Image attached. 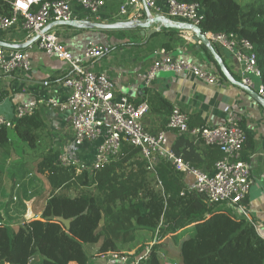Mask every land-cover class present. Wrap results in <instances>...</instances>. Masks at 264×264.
Instances as JSON below:
<instances>
[{"label": "trees", "instance_id": "1", "mask_svg": "<svg viewBox=\"0 0 264 264\" xmlns=\"http://www.w3.org/2000/svg\"><path fill=\"white\" fill-rule=\"evenodd\" d=\"M178 1L203 7L204 33H234L250 40L264 83V0ZM12 10V0H0V16L11 15ZM211 46L220 54L217 45ZM209 54L217 62L211 48ZM149 101L152 109L170 116L173 106L165 99L155 105ZM12 119L14 127H0V196H5L4 175L13 181L28 176L24 171L28 162L12 171L5 163L17 151L37 159L32 168L46 178L49 195L40 217L23 219L18 227L6 220L5 208L12 197L4 211L0 208V264H95L98 253L127 252L156 236L160 242L152 247L150 264H164L166 259L176 264H264V236L255 224L189 189L185 174L176 172L170 160L150 168L141 148L123 139L109 162L77 172L59 164L60 151L47 142L46 124L38 111ZM205 126L197 115L189 117L191 129ZM222 157L218 146H208V169L213 170ZM21 191L28 197L27 186ZM30 199L19 204L25 212ZM63 219L70 221L69 227ZM190 227L196 229L185 236Z\"/></svg>", "mask_w": 264, "mask_h": 264}, {"label": "built area", "instance_id": "2", "mask_svg": "<svg viewBox=\"0 0 264 264\" xmlns=\"http://www.w3.org/2000/svg\"><path fill=\"white\" fill-rule=\"evenodd\" d=\"M12 6L11 15L0 16V32L19 25L29 36L39 35V39L26 49L0 47V73L11 74L17 70L30 72L32 48L65 61L70 70L64 85L70 92L64 100L49 99L46 104L68 113L75 147L99 142L91 161L78 158L77 161L75 149H65L60 152V165L74 167L77 172L98 169L119 152L122 140L126 139L141 148L150 168L163 160H170L176 172L194 178L192 189L204 195L208 203L231 208L234 216L253 222L246 205L252 183V169L249 161L243 157L247 134L242 126L240 111L227 106L224 109V121L220 124L191 129L189 115L180 106L173 107L168 127L192 133L206 146L216 145L223 153L213 170H203L168 150L166 130L154 131L145 125L144 118L151 110L148 101L134 102L118 92L117 84L110 74L87 69V62L110 53V45L89 40L83 54L75 56L58 31L47 29L52 22L72 21L78 25H88L92 18L101 17L106 8V0H12ZM150 11L170 20H185L198 26L204 19V9L200 4L181 3L178 0H124L119 15L124 16L128 23L137 24ZM185 32L184 35L191 39L194 33L188 30ZM204 34L210 42L237 59L240 64V82L264 97L263 72L258 65L253 43L234 33ZM155 55L152 68L145 74H139L146 84L155 79L159 72L188 73L212 85L220 84L224 78L222 73L213 72L187 57L171 56L164 48L155 50ZM38 102L29 99L19 103L15 117L33 114L38 108ZM14 124L13 119L0 114V127L12 128ZM158 242L160 240L156 236L141 252L98 253L97 258L105 264H150L152 247ZM164 264L176 263L166 259Z\"/></svg>", "mask_w": 264, "mask_h": 264}, {"label": "crops", "instance_id": "3", "mask_svg": "<svg viewBox=\"0 0 264 264\" xmlns=\"http://www.w3.org/2000/svg\"><path fill=\"white\" fill-rule=\"evenodd\" d=\"M123 2L106 0V8L101 17L92 18L88 25L52 22L47 29L58 31L75 56L83 54L89 40L110 45V53L87 62L86 67L90 71L110 74L117 84L118 92L136 103L148 101L150 104L151 98L155 105L158 99L163 98L173 107L180 106L189 117L197 115L208 126L224 121V109L227 106L240 111L242 126L247 134L246 157L252 169V183L246 205L253 223L264 236V105L235 82L240 81L239 62L218 47L219 56L235 81L224 77L220 84L212 85L188 73L159 72L155 79L146 84L139 74H145L152 68L156 58L155 50L161 48L173 57H187L213 72L221 71L209 54L210 47L195 42L193 35L191 39L186 37L185 30L168 28L161 23H153L147 28L145 24L148 20L157 15L154 11L144 14L137 24L128 23L124 16L119 15ZM172 21L187 23L185 20ZM33 39L16 25L9 31L0 32V47L26 49ZM163 43L169 44V47H164ZM31 53L30 72L17 70L11 74L0 73V114L12 119L19 103L29 99L39 101L36 111L46 124L47 140H51L53 147L56 146L59 151L75 149L79 160L91 161L99 142L75 147L68 113L46 104L49 99L64 100L68 96L70 90L64 85V76L70 70L68 64L55 55L38 52L34 48ZM168 117V114L151 108L144 123L154 131L166 130L168 150L203 170H209L208 146L192 133L168 127ZM185 177L188 187L192 189L194 178L187 174Z\"/></svg>", "mask_w": 264, "mask_h": 264}, {"label": "rangeland", "instance_id": "4", "mask_svg": "<svg viewBox=\"0 0 264 264\" xmlns=\"http://www.w3.org/2000/svg\"><path fill=\"white\" fill-rule=\"evenodd\" d=\"M239 1L243 3L248 0H239ZM47 142L49 143V145L53 146L50 139L47 140ZM54 148H56V146ZM17 152H14L13 156L5 158L4 159L5 163L7 167L9 168V171H12L15 169L19 170L18 167L20 166L21 162H28L27 164L25 163V168H24V171L28 176L26 175L27 178H25V180H21L19 177H17V179L13 181L8 177L7 174L4 175L3 189L5 190V196H2V197L0 196V208L1 209L5 207V205L7 204L9 200V197H12L13 201L8 203V206L5 208V210L7 211L6 212L7 222L12 224L14 227L19 226L20 221L24 219L25 214H26L25 209L19 206V204H21V201L31 198L30 199L31 206H32L33 212L36 217L37 215L41 214L43 206L49 195V186H48L46 178L44 176L36 174L34 169L32 168L33 166H35L37 159L35 160L34 158L30 157V155L21 154ZM60 152H62V150H60ZM76 160L78 161L77 157H76ZM30 169H32V172H30ZM28 172L30 173L28 174ZM13 185L16 186V188H13L12 187ZM17 185H20L21 187L17 189ZM23 186L25 187L27 186V189L29 192L28 197H22L21 189L23 188ZM15 197L17 198L16 200H14ZM195 229H196L195 227H190L186 229V231L183 232V234L185 236L190 235L192 232L195 231ZM0 238H1V232H0ZM149 242L150 241H147L144 243L142 241L137 245V247H135V249L130 250V251L141 252L143 247ZM130 251H127V252H130ZM90 252L92 254L94 253L95 255V251H93V249L90 250ZM94 263L95 264H105V262H103L101 259L97 257H94Z\"/></svg>", "mask_w": 264, "mask_h": 264}, {"label": "water", "instance_id": "5", "mask_svg": "<svg viewBox=\"0 0 264 264\" xmlns=\"http://www.w3.org/2000/svg\"><path fill=\"white\" fill-rule=\"evenodd\" d=\"M153 23L156 24H164L166 27L168 28H177V29H182V30H188V31H192L193 34V39L195 42H199L201 41L203 44H205L206 46H209L218 62V64L221 67L222 72L225 74V76L231 80V81H235L233 80L230 75L229 72L225 66V64L223 63L222 59L220 58L219 54L213 49V47L210 44V40L209 38L204 34L203 30L201 29L200 26L198 25H193L190 23H182V22H175L172 21L168 18H166L163 15H159L157 14L154 18H150L148 20V22L145 24V26L147 28H150L152 26ZM62 24H68V25H78L72 21H68V22H62ZM142 26H144L142 24ZM154 32V30H153ZM143 35L145 34V32L143 31L142 33ZM39 39V35H35L34 39L32 40V42L30 44L35 43L37 40ZM243 90H245L248 94H250L251 96H253L254 98H256L257 100H259L263 105H264V97H262L256 90L249 88L248 86L244 85L243 83H241L240 81H235ZM36 218L35 214L33 212L32 206H31V201L28 202V207H27V212L25 214L24 219L29 221ZM64 224L69 227L70 225V221L63 219Z\"/></svg>", "mask_w": 264, "mask_h": 264}]
</instances>
